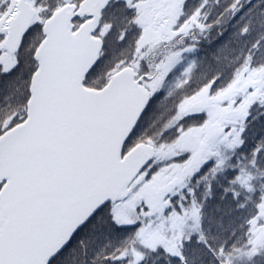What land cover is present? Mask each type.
<instances>
[{
  "label": "snow or ice",
  "instance_id": "1",
  "mask_svg": "<svg viewBox=\"0 0 264 264\" xmlns=\"http://www.w3.org/2000/svg\"><path fill=\"white\" fill-rule=\"evenodd\" d=\"M6 4L0 7V100L6 105L0 115V264H155V258L166 264H235L240 257L260 264L264 132L251 139L248 133L264 120V59H257L264 57V0H229L214 26H199L201 33L220 29L207 41L217 62L234 51V41L245 46L230 73L210 64L195 83L201 41L188 39L191 25L165 34L161 39L168 42L161 45L134 21L141 34L133 55L117 59L101 82V58L88 64L87 56L73 50L81 39L75 21L90 17L74 16L62 44L43 19L33 21L9 52L18 5ZM121 5L138 9L137 0H115L116 9ZM109 6L112 0H103L99 15ZM37 31L41 39L26 49ZM114 31V22H98L87 37L106 46ZM127 36V29L117 32V44ZM161 47L166 51L157 53ZM185 57L194 59L185 64ZM172 81L181 95L159 131L156 121L173 96L167 87ZM228 93L234 95L230 105L221 100ZM216 100L239 115L218 117L204 103ZM193 134L197 142L171 159L157 162L149 155L132 166L138 150L171 149ZM194 157L201 162L190 172L163 179L166 166L184 168ZM210 201L223 213L221 223L227 216L233 225L223 238L211 234V219L205 228ZM149 233L160 238L145 243ZM101 234L123 246L90 248Z\"/></svg>",
  "mask_w": 264,
  "mask_h": 264
},
{
  "label": "trees",
  "instance_id": "2",
  "mask_svg": "<svg viewBox=\"0 0 264 264\" xmlns=\"http://www.w3.org/2000/svg\"><path fill=\"white\" fill-rule=\"evenodd\" d=\"M144 0H137V5L143 2ZM229 3V0H184L181 5L182 14L178 15L176 25L179 24L180 30L185 28L188 25H191L190 35L188 37L191 40L192 35H195L198 40L201 41L200 44V54L198 57H195L197 62L199 63V69L193 75L194 83L198 81L202 74L209 71V65L211 64L213 67L220 69L224 73L228 74L231 71L229 65L236 60L237 57L241 56V49L244 48V41H234L233 49L234 51L230 52L227 59L221 58L219 62L211 59L208 52V40L215 39L217 31H206L201 33L199 31V26L201 24L205 25V27L209 25L214 26V21L219 15L221 9ZM199 10V11H198ZM140 13L139 10H129L125 8L123 5L119 9L115 7V0H113L112 6L103 13L102 20L100 21L101 27L107 22H114L115 31L112 33L110 37H108L103 44V51L101 53V65L100 68L97 69V76L101 78V82H103L104 74L108 72V70L113 66L117 59L121 57H129L133 55V47L134 42L141 34V29L137 27V24L134 21L139 22ZM140 23V22H139ZM78 25L79 22H76ZM121 29L128 30L127 41L124 45L117 44V32ZM41 32L37 31L33 33L32 36L29 37V44L25 45L27 49L30 46H34L37 41L41 39ZM165 39L160 40L161 45L167 43ZM157 53L161 51H166L163 47L158 48ZM261 52H264V49H261ZM22 56H27V51L21 54ZM194 57H185V64L189 63ZM257 59H264L260 54H257ZM175 85V81H172L167 87L168 89L173 91V96L170 98L168 103L163 105L160 108V113L162 114V119L156 121V127L159 131H163V121L167 119V109L171 106L173 100H178L181 92L178 89H173ZM14 103V101H13ZM6 107L5 102L0 100V115L3 114V109ZM264 132V120L258 121L255 124L251 125L248 137L251 139L257 133ZM171 135L164 138V142L167 143L171 139ZM158 138V137H157ZM165 148H168L167 146ZM157 152V151H156ZM195 187V185H193ZM216 201H210L207 204V207L204 208V218H205V228L209 227L208 220L211 219V229L212 235L223 238L228 231L231 230L233 225L229 223V217L224 216L223 222L221 223L222 212H215ZM227 210V206L225 205L224 211ZM117 246H123V241L116 239L114 237H110L107 234H101L97 237L93 238L89 241V247L94 250H99L100 248H104L106 251H111ZM240 247L239 244L236 245ZM155 264H166L163 258H155ZM235 264H245V258L240 257L235 261ZM260 264H264V260L260 261Z\"/></svg>",
  "mask_w": 264,
  "mask_h": 264
},
{
  "label": "rangeland",
  "instance_id": "3",
  "mask_svg": "<svg viewBox=\"0 0 264 264\" xmlns=\"http://www.w3.org/2000/svg\"><path fill=\"white\" fill-rule=\"evenodd\" d=\"M184 0H144L139 3L138 9L140 13L139 22L144 27L147 28L149 34L154 40H162L161 38L165 34H170L174 30L178 34L180 27L176 28V20L179 15L182 14L181 5ZM254 83L260 84L261 81L259 78L253 80ZM175 89V87L173 88ZM243 87L236 94H242ZM234 98L233 93H228L221 100L226 101L227 104H231L232 99ZM208 104L211 106L212 110L217 114L218 117L224 118L226 116H232L233 118L237 117L239 113L234 112L229 107H224L221 105L220 100L208 101ZM198 136L193 134L180 143L174 144L171 149L161 148L157 151L156 161L169 160L175 154H178L180 151L187 150L192 144L196 143ZM199 157H194L188 165L184 168H179L175 165L166 166L165 173L163 175L164 180L169 179V175L175 176L177 174L184 175L186 172H190L193 168L198 166L200 163ZM188 227H193L194 222L191 220V217L186 218ZM158 233H149L146 235L144 242L153 243L159 239Z\"/></svg>",
  "mask_w": 264,
  "mask_h": 264
},
{
  "label": "water",
  "instance_id": "4",
  "mask_svg": "<svg viewBox=\"0 0 264 264\" xmlns=\"http://www.w3.org/2000/svg\"><path fill=\"white\" fill-rule=\"evenodd\" d=\"M103 0H84L79 4V7L76 5H65L52 13L49 19L44 23L46 28L50 32H54L57 40L62 44L64 37L68 29L71 28L73 17L77 15L88 16L90 19L83 22L80 25V31L77 33L81 39L74 45L73 50L76 54L87 56V63L91 64L93 61L100 57L102 52V45L99 41H91L88 39L87 34L94 28H96L97 23L101 21V4ZM28 3L25 0H21L20 9L18 15L12 22V29L10 30L9 40L7 41V47L9 52L13 51L17 45V42L20 39V34L23 32L25 27H27L33 17L35 12L31 9ZM106 8H103L102 12ZM46 46L45 45L42 47ZM202 107V104L198 106ZM149 155L155 156V151L148 149H140L136 154L131 158V164L133 167L138 166L142 163Z\"/></svg>",
  "mask_w": 264,
  "mask_h": 264
},
{
  "label": "flooded vegetation",
  "instance_id": "5",
  "mask_svg": "<svg viewBox=\"0 0 264 264\" xmlns=\"http://www.w3.org/2000/svg\"><path fill=\"white\" fill-rule=\"evenodd\" d=\"M80 1L83 0H25V2L30 5V7L35 11V17L33 21L45 19L48 17V13H51L55 10H59L62 6L66 4H79ZM16 3L18 5L17 12L15 15L18 14L19 8L21 4V0H16ZM0 7H7L6 0H0ZM12 17V22L15 19L16 16ZM32 21V22H33Z\"/></svg>",
  "mask_w": 264,
  "mask_h": 264
}]
</instances>
